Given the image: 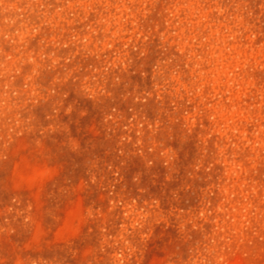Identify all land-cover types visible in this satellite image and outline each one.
I'll list each match as a JSON object with an SVG mask.
<instances>
[{"label": "rangeland", "instance_id": "rangeland-1", "mask_svg": "<svg viewBox=\"0 0 264 264\" xmlns=\"http://www.w3.org/2000/svg\"><path fill=\"white\" fill-rule=\"evenodd\" d=\"M0 264H264V0H0Z\"/></svg>", "mask_w": 264, "mask_h": 264}]
</instances>
